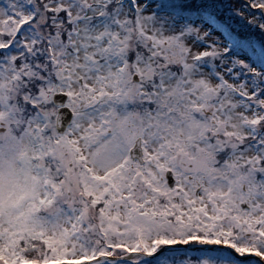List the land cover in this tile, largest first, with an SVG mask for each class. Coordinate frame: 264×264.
Returning <instances> with one entry per match:
<instances>
[{"label":"snow or ice","instance_id":"snow-or-ice-1","mask_svg":"<svg viewBox=\"0 0 264 264\" xmlns=\"http://www.w3.org/2000/svg\"><path fill=\"white\" fill-rule=\"evenodd\" d=\"M0 264H264V0H0Z\"/></svg>","mask_w":264,"mask_h":264}]
</instances>
